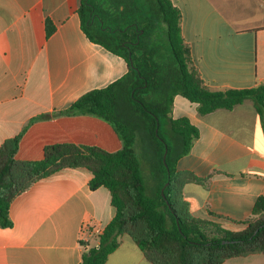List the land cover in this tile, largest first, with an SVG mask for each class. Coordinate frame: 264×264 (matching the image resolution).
<instances>
[{"label":"crops","instance_id":"crops-1","mask_svg":"<svg viewBox=\"0 0 264 264\" xmlns=\"http://www.w3.org/2000/svg\"><path fill=\"white\" fill-rule=\"evenodd\" d=\"M170 1L180 12L183 40L209 89L264 84V0ZM79 4L0 0V145L22 133L17 160H40L44 148L54 144L109 152L122 146L103 120L63 114L83 94L128 72L122 57L87 39ZM46 20L54 27L48 37ZM171 117H185L198 130L189 153L178 159L177 171L210 177L183 186L190 214L247 220L264 193V123L253 102L199 115L195 104L175 96ZM91 178L87 169L65 168L17 196L9 207L11 227L0 226V264H78L83 249L97 246L95 237L115 214L109 191L91 190ZM125 237L105 264H150ZM223 264H264V255Z\"/></svg>","mask_w":264,"mask_h":264},{"label":"trees","instance_id":"trees-1","mask_svg":"<svg viewBox=\"0 0 264 264\" xmlns=\"http://www.w3.org/2000/svg\"><path fill=\"white\" fill-rule=\"evenodd\" d=\"M78 15L87 39L122 57L128 72L109 86L79 97L65 115H90L109 124L120 139L119 150L71 143L44 148L35 161L16 159L21 134L0 145V226L11 227L9 207L37 181L65 168L91 172V190L110 193L114 217L84 248L78 264H105L126 236L150 264H223L251 255H264V193L244 221L210 214H190L183 198L186 183H206L179 172L176 163L189 153L198 130L185 117H171L175 96L197 106L199 115L232 110L249 99L264 123V84L214 91L195 67L181 34V15L170 0H80ZM111 23H104L103 16ZM165 25L170 56L156 61V28ZM46 36L54 27L45 21ZM148 170L144 171L135 151ZM223 221L242 226L234 228ZM84 246V244H82Z\"/></svg>","mask_w":264,"mask_h":264},{"label":"rangeland","instance_id":"rangeland-1","mask_svg":"<svg viewBox=\"0 0 264 264\" xmlns=\"http://www.w3.org/2000/svg\"><path fill=\"white\" fill-rule=\"evenodd\" d=\"M104 23L107 25L108 23H111L108 19V17L105 15L103 16ZM109 25V24H108ZM153 41L156 44L158 48V55L156 56V61L158 62H164L169 56H170V49L166 38V32H165V25L163 23H160L158 27L156 28L155 34L153 36ZM135 151L139 157V160L141 162V165L143 166V170L147 171L148 168L141 160L140 158V152L138 150V147H135ZM126 240H128V237H125ZM241 262V261H240Z\"/></svg>","mask_w":264,"mask_h":264}]
</instances>
